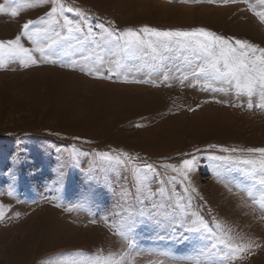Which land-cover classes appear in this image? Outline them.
Listing matches in <instances>:
<instances>
[{
	"label": "rangeland",
	"instance_id": "1",
	"mask_svg": "<svg viewBox=\"0 0 264 264\" xmlns=\"http://www.w3.org/2000/svg\"><path fill=\"white\" fill-rule=\"evenodd\" d=\"M62 2L86 18L64 13L79 28L71 33L63 17L51 25L59 44L50 61L57 62L35 52L36 65L5 56L0 66V264H264V173L243 163L264 158L247 151L264 148V107L257 106L264 93L257 87L250 101L235 81L193 76L204 53L178 45L124 52L105 31L203 28L264 48V2ZM157 4L196 13L180 20ZM51 7L0 13V41L14 39L29 20H46ZM21 43L34 47L24 37ZM89 83L137 93L103 94L100 84L92 92ZM193 157L185 179L182 161ZM200 218L208 230L187 231ZM221 240L261 247L232 256Z\"/></svg>",
	"mask_w": 264,
	"mask_h": 264
},
{
	"label": "snow or ice",
	"instance_id": "2",
	"mask_svg": "<svg viewBox=\"0 0 264 264\" xmlns=\"http://www.w3.org/2000/svg\"><path fill=\"white\" fill-rule=\"evenodd\" d=\"M214 2V0H209ZM225 3H235L236 0H223ZM264 2V0H262ZM9 5H15L11 9L6 8L4 4H0V13L10 12L12 17H16L19 10L24 6L42 5L50 3L52 7L47 13V19L40 21L29 20L21 26L20 33L10 40L0 41V66L4 64V57L7 56L10 61H19L21 66L36 65L39 61L33 53H39V60L45 62L56 63V60L50 61V56L55 54V49L59 44L58 39H52L49 33L52 31L51 25L57 21L58 17L65 19V24L68 27L69 33L79 31L78 27L71 25V23L64 17V13L75 11L82 18L84 14L78 9L66 7L62 0H6ZM40 23L45 25L43 27L32 28L30 26ZM108 37H114L113 43L115 47L124 52H133L139 48H151L155 53L158 49L163 48L169 50L171 45H178L180 47L191 50L194 53H204L206 56L205 62L201 64L194 72L193 76H203L211 78L213 81H220L221 83L231 84L235 81V89L237 94L246 93L251 101V97L259 87L260 91L264 93V48H260L247 40L234 39L232 42L229 38L216 35L215 33L203 28H195L190 31L181 30H158L156 28L143 26L139 31L133 29H126L123 32L116 33L114 30H105ZM143 34V35H141ZM22 37L34 46L32 48L25 47L21 43ZM152 37L154 39H148ZM116 66L119 68L122 65L116 61ZM109 78H111V70L109 69ZM88 74H91L89 72ZM184 79H188L184 76ZM167 80V76H165ZM211 87V85H209ZM213 91L225 92L224 88H212ZM264 101V95L261 96ZM251 102L249 107H251ZM264 107V103L257 105ZM229 151L228 149H222ZM235 151V149H232ZM249 152H259L264 154V148L247 149ZM106 155V154H102ZM217 160H227V157H213ZM195 157L182 161L181 173L187 179V172L192 170ZM243 163L251 164L253 166L259 164L260 170L264 173V158L260 160H244ZM146 169L153 170L151 164L145 165ZM259 184L264 185V175L259 177ZM3 205H0V219H3ZM193 225L197 221L192 222ZM198 227H189V232H199L201 228L208 230V225L203 218L198 221ZM220 243L225 244L230 249V254L235 256L237 253L253 254V248H260L254 240H247L243 244H231L224 240ZM213 248L216 245H212Z\"/></svg>",
	"mask_w": 264,
	"mask_h": 264
},
{
	"label": "bare ground",
	"instance_id": "3",
	"mask_svg": "<svg viewBox=\"0 0 264 264\" xmlns=\"http://www.w3.org/2000/svg\"><path fill=\"white\" fill-rule=\"evenodd\" d=\"M156 6V5H155ZM157 6H160V5H158L157 4ZM150 9V8H149ZM154 9V8H153ZM159 10H158V12L159 13H163V14H167V13H170V14H173L174 12L176 13V12H178L179 13V17H180V20H192L191 18H192V16L193 15H195V13H196V10H195V8H186V7H178V8H174V7H172V6H160L159 8H158ZM202 12L203 13H206L205 15H206V18H210L211 20H213V19H216V17H214V16H211V15H213V14H208V12H204V11H202V10H198L197 11V14H200V15H203L202 14ZM195 17V16H194ZM246 28H247V30L248 31H252V29L253 30H255L254 28H252L250 25H249V23H246ZM47 69H44L43 71L45 72ZM46 74V73H45ZM51 74V73H50ZM40 75V74H39ZM91 86H87L86 87V89L88 90V91H90V89L92 90V92L94 91V89L95 88H97L96 86H99V84H100V86L101 87H99V88H97V89H99V93H112V94H121L122 96H125V97H128V96H133L135 93H137V89H133V88H129V90H122V89H124V87H116V88H113L114 86H110V85H107V86H105L106 84H104V83H89ZM80 92H81V90H80ZM141 93H143L144 94V91L143 92H141ZM213 106L212 105H209V106H205L204 108H208L207 109V111H208V114L210 115V116H213V115H211V113L212 112H215V111H217V110H215V109H212V110H209V108H212ZM223 114L224 115H226V113L225 112H220V114H218L217 116H216V118L218 119V120H220V118H221V116H223ZM231 116V115H230ZM222 119V118H221ZM225 118H224V116H223V119L222 120H224ZM49 212V211H48ZM50 214V213H49ZM40 217V216H39ZM45 217V216H44ZM52 217V216H51ZM46 218V217H45ZM44 218V219H45ZM50 219V218H49ZM52 219V218H51ZM42 220H43V218H42ZM43 222H46V221H43ZM38 223L39 222H37V225H38ZM46 224V223H45ZM42 226V225H41ZM40 226V227H41ZM44 228H46V225L44 226ZM35 229H36V227H35ZM47 229V228H46ZM42 231V230H41ZM49 231H50V229H49ZM46 232H47V230H46Z\"/></svg>",
	"mask_w": 264,
	"mask_h": 264
}]
</instances>
